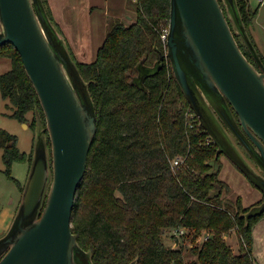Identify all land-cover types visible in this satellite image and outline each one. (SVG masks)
Returning <instances> with one entry per match:
<instances>
[{"label": "trees", "instance_id": "trees-1", "mask_svg": "<svg viewBox=\"0 0 264 264\" xmlns=\"http://www.w3.org/2000/svg\"><path fill=\"white\" fill-rule=\"evenodd\" d=\"M43 1L65 36L49 0ZM131 2L135 21L110 22L94 60L79 61L68 43L89 82L97 111V132L77 190L72 230L81 246L92 252L95 264H128L137 256L138 264H260L253 251V228L264 213L247 222L243 214L250 206L243 205L241 196L235 202H223L230 186L220 178L222 154L217 170L213 164L217 144L200 125L166 57L162 34L169 29L171 0ZM238 4L264 63L250 32L258 10H252L250 0H238ZM236 38L260 70L251 50ZM0 56L12 60V67L0 73L2 97L13 107L11 116L23 122L33 112V124L43 128L47 125L44 109L19 51L7 42L0 45ZM141 62L160 66L145 78L143 87L132 81ZM48 140L51 146L49 135ZM0 147L9 174L14 160H28L31 166L34 150L22 151L16 134L0 128ZM178 156L184 161L173 168ZM24 186L19 183L22 192ZM175 228L189 230L196 258L188 259L181 246L165 243L164 232ZM234 228L240 236L238 252L225 239ZM206 232L209 237L200 246Z\"/></svg>", "mask_w": 264, "mask_h": 264}, {"label": "water", "instance_id": "water-1", "mask_svg": "<svg viewBox=\"0 0 264 264\" xmlns=\"http://www.w3.org/2000/svg\"><path fill=\"white\" fill-rule=\"evenodd\" d=\"M223 3L226 11L220 0H171L166 57L200 125L217 144V170L218 158L225 154L264 192V63L238 0ZM130 17L127 23L135 21ZM229 18L260 70L241 49ZM7 42L19 51L38 93L51 151L39 125L21 202L9 229L0 235V264H95L92 252L81 246L72 230L77 190L97 132L89 82L43 0H0V45ZM137 69L132 81L143 87L145 78L160 66L141 62ZM263 213L264 200L243 215L249 222ZM138 263L139 256L128 264Z\"/></svg>", "mask_w": 264, "mask_h": 264}, {"label": "rangeland", "instance_id": "rangeland-1", "mask_svg": "<svg viewBox=\"0 0 264 264\" xmlns=\"http://www.w3.org/2000/svg\"><path fill=\"white\" fill-rule=\"evenodd\" d=\"M59 5V11L61 9V16L66 13L67 8L73 10L72 17L75 21L80 22L76 29L81 34H87L86 28H90L89 22L93 17V11L91 9H84V7H91L90 1L88 0H56ZM83 1V4H82ZM223 1V0H222ZM127 5L130 9L136 12L134 4L131 0H128ZM225 5V4H224ZM252 10H258L252 19L250 24V32L253 34L255 43L258 48L264 54V2L261 4L260 0H250ZM226 7V6H225ZM83 10V11H82ZM96 16V15H95ZM113 18V19H112ZM108 18L109 22L119 18L112 17ZM112 19V20H111ZM111 20V21H110ZM111 24V23H110ZM110 24L105 27V33L110 28ZM63 30L68 29L66 22L61 23ZM101 25V23H100ZM103 30V29H101ZM86 31V32H85ZM95 41V40H94ZM93 41V42H94ZM98 42V41H96ZM71 50L74 53L77 48L73 44ZM75 54V53H74ZM91 58H88V61ZM12 67V60L7 56H0V73L8 71ZM13 107L9 100L2 97L0 89V128L7 129L8 131L18 136V145L22 151L31 153L34 150L36 127L33 124L34 115L33 112L27 114V120L21 122L19 119L12 117ZM45 129V136L49 145L48 135L49 131L47 125L43 126ZM50 137V135H49ZM3 148L0 147V233H5L12 220V215L18 203L20 204L22 197V191L19 187V183L24 184L28 178L30 164L28 160H14L11 165L10 174L6 171V164L3 160ZM222 168L220 171V178L224 179L229 183L230 190L224 192L223 202H235L238 196H241L242 203L251 205L258 202L262 196L259 188L255 186L246 175L230 160L225 154L221 155ZM118 194H120L118 192ZM20 201V202H19ZM245 206V205H244ZM176 229V228H175ZM175 229H167L164 232V241L167 245L172 247H180L184 250L188 259H194L197 256L192 251V235L189 234V230H185L184 234L175 232ZM3 232V233H2ZM0 234V235H1ZM207 232L203 234L199 241V245L203 243ZM254 244L253 251L257 262L264 264V216L259 220L253 228ZM225 239L233 247V249L239 251V232L237 228L230 230L226 235Z\"/></svg>", "mask_w": 264, "mask_h": 264}, {"label": "crops", "instance_id": "crops-1", "mask_svg": "<svg viewBox=\"0 0 264 264\" xmlns=\"http://www.w3.org/2000/svg\"><path fill=\"white\" fill-rule=\"evenodd\" d=\"M89 1L92 4L91 7L90 8L84 7L83 10L91 9L93 11V17L92 19H90V22H89L90 28H86L87 34H81L80 31L76 29V26H79V24L81 23L73 19L72 17L73 10L71 9L72 7L67 8L66 13L61 16V9L59 11L60 7L57 1L49 0L51 10L53 12L54 18L58 26L60 27L62 32L65 34L68 40L69 46L73 47V44L75 45V47L77 48L76 51L74 50L75 56L79 61H82V62H90L88 61V58H91L90 59L91 61L95 59L97 55V51L99 47L102 45L106 37L105 27L107 26V24H110V22L108 21V18L116 17V18L122 19L125 22H127L126 19H128V16H131L129 18L130 20L136 19V12L130 9L127 5L128 0H88V2ZM263 2H261V4ZM82 4H83V1H82ZM64 22L68 24V29H66V31L63 30L62 25H61V23H64ZM261 197L259 200H261ZM244 205L251 206L247 204H244ZM18 206H19V203L17 207L15 208L14 213L12 215L11 224L16 215ZM257 223H259V221Z\"/></svg>", "mask_w": 264, "mask_h": 264}, {"label": "flooded vegetation", "instance_id": "flooded-vegetation-1", "mask_svg": "<svg viewBox=\"0 0 264 264\" xmlns=\"http://www.w3.org/2000/svg\"><path fill=\"white\" fill-rule=\"evenodd\" d=\"M225 6V5H224ZM225 11H226V7H225ZM229 17V16H228ZM229 20H230V24H231V26H232V28L234 29V32H235V35H236V37H238L241 41H243L242 40V38H241V35L237 32V30L235 29V27H234V22H233V20H231L230 18H229ZM235 113V112H234ZM235 117H236V119H237V121H238V123L240 124V122H239V119H238V115H237V113H235ZM224 122V121H223ZM224 125L227 127V129H228V131L230 132V134H231V136H233V138H234V140L236 141V143L240 146V148L242 149V151H243V153L245 154V156L256 166V167H258V164L253 160V158L250 156V154L248 153V151L244 148V146L239 142V139L233 134V132L231 131V129H230V127L226 124V122H224ZM243 129V128H242ZM248 136V135H247ZM249 137V136H248ZM250 138V137H249ZM262 173H264V172H262ZM249 179V178H248ZM250 180V179H249ZM260 191H261V193H262V197H261V202L264 200V192L261 190V189H259ZM260 201V200H259ZM260 202V203H261ZM254 205V204H253ZM253 205H251V206H253ZM250 206V207H251Z\"/></svg>", "mask_w": 264, "mask_h": 264}, {"label": "built area", "instance_id": "built-area-1", "mask_svg": "<svg viewBox=\"0 0 264 264\" xmlns=\"http://www.w3.org/2000/svg\"><path fill=\"white\" fill-rule=\"evenodd\" d=\"M263 1L264 0H260V2H263ZM168 30L169 29H166L164 31V33L162 34V37H163L165 42H167ZM183 161H184V157L178 156V157L174 158L172 161L173 168L180 165ZM185 230H188V229L187 228H181V229L177 228V229H175V232H178L179 234H184L186 232ZM208 237H209V234L206 235L205 239H207Z\"/></svg>", "mask_w": 264, "mask_h": 264}]
</instances>
